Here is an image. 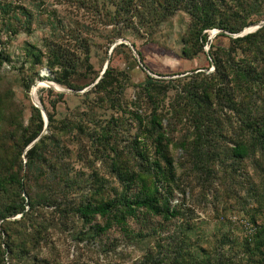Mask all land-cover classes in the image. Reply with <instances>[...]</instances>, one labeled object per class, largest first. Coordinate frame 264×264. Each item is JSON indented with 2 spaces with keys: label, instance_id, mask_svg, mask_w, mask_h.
Wrapping results in <instances>:
<instances>
[{
  "label": "trees",
  "instance_id": "16d2710c",
  "mask_svg": "<svg viewBox=\"0 0 264 264\" xmlns=\"http://www.w3.org/2000/svg\"><path fill=\"white\" fill-rule=\"evenodd\" d=\"M76 4L95 14L103 29L110 26L101 33L107 40L104 61L118 39L142 33L146 42H152L163 23L178 11L185 12L191 23L182 39V53L193 59L209 46L213 70L202 68L170 79L146 75L127 97L134 85L131 68L138 62L130 46L120 43L103 78L84 94L87 111L79 107L72 117L60 119L58 106L66 95L49 89L54 97L51 109L40 99L49 120L45 133L39 108L32 105L25 125L14 92L6 89L0 94V264H59L32 255L48 231L39 221L46 207H54L61 221L72 217L88 227L86 233L80 232L84 237L117 227L129 240L153 243L137 264H264V27L241 37L224 34L238 35L263 21L264 0H76ZM2 7L1 34L15 36L25 27L30 35L37 19L49 29L40 45L26 44L24 65L30 64L32 72L21 80L27 92L45 79L40 75L44 66L53 75L48 80L75 91L100 77L102 71L92 63L94 49L101 45L93 38L92 27L101 32L99 22L68 23L56 11L39 10L36 16L17 5L13 28L6 20L8 5ZM214 29L223 31L215 40L226 37L228 44L211 41L209 31ZM120 54L126 55L130 67L112 66ZM10 57L5 47L0 49V67ZM174 75L180 74L170 76ZM97 108L112 113L97 120ZM177 150L179 161L174 156ZM77 161L83 163L79 170ZM101 170L114 182L109 184ZM212 190L219 220L224 221L229 211L239 212L231 223H239L245 235H236L223 223L220 237L204 246L193 209L174 201L178 192H190L198 206L208 201ZM75 193L80 198H72ZM97 217L103 226L94 223ZM166 223H176L173 233L164 235L169 231ZM245 223L256 228L252 235Z\"/></svg>",
  "mask_w": 264,
  "mask_h": 264
},
{
  "label": "rangeland",
  "instance_id": "374dc122",
  "mask_svg": "<svg viewBox=\"0 0 264 264\" xmlns=\"http://www.w3.org/2000/svg\"><path fill=\"white\" fill-rule=\"evenodd\" d=\"M100 1L102 2L103 0ZM4 5H8L6 20L13 28H17L15 27L17 26V22L14 20L13 13V11L16 10L17 5L25 6L36 16H39V10L47 9L48 11H56L59 19L68 23H71L72 20H79L80 23L94 26L99 22L95 17V14L84 8H79L76 4V0H0V12ZM99 23L101 32L95 30V27H92L94 29L93 38L97 39L101 44L94 49L92 63L94 64L96 71H103L111 48L115 43L111 44L107 55L108 57L104 61L107 40L105 37H101V33H106V31L110 29V26L107 27V29H103L104 26L101 21ZM190 23V16L185 12L178 11L172 18L161 25L159 31L154 35L152 42H146L142 33H130L127 34V39L117 40V42L125 41L130 44L135 43L136 49L139 50L144 57V61H142L140 57L136 56V54H138L137 50L135 48L132 49L130 46L134 57L137 59L138 66L131 68V77L134 85L128 89L127 97L134 95L135 85L143 82L146 75H149V72L152 74L151 76L155 78L170 79L183 77L190 74L193 70L202 68H209L208 72L213 70L212 67H209V59L207 56V49L209 46L205 47L204 53H201L193 59L187 58L182 53V39L186 34ZM19 29L20 34L15 36L11 35V37L7 34L0 33L2 40L0 43V49L5 47L11 56L9 61H6L2 67H0V94L6 89H11L14 92V104L24 110L25 125H27L32 114V105H34V98H32L34 91L39 101H41V98L45 100L49 109H51L49 104L50 100L54 99L53 96L51 97L48 94L49 89H52L55 93L61 92L46 84V82H55L47 79V77L50 78L53 77V75L45 66L40 71V75L45 79L36 81V83L40 82L37 89H33L32 93L31 90L34 85L29 92L24 89L21 78L32 72L31 69H29L30 64L27 63L24 65L26 44L33 43L40 45L43 42V38L49 33V29L44 28L38 19L35 20L32 28L33 31L30 35L27 34L25 27H20ZM1 32L4 33L5 31L2 29ZM214 32L220 33L212 35ZM222 33L223 31L219 29L209 31L211 41L213 42L217 35ZM224 34L228 35V33ZM216 41L225 45L228 44L229 40L226 37H221L218 40H215V42ZM102 63H104L103 66ZM112 66L119 70H123L130 67V62L125 54H120L114 59ZM172 74L180 75L170 76ZM158 75L168 76L162 77ZM60 87L69 90L68 88ZM89 87L83 90H78V92H80L78 94L64 93L66 97L58 106L57 118L62 119L65 117H72L73 113H75L79 107L81 108V112L84 110L87 111V105L89 104L87 103L88 101H86L84 94L91 90L89 89L86 91ZM106 113H109V117L112 111L110 110L107 112L97 108L96 119L100 120V118H105L104 115H106ZM174 156L176 160L179 161L181 158V152L179 150L174 151ZM101 165L102 162L96 163V166L98 167ZM82 166L83 163L81 161H77L75 164L76 170L81 169ZM88 170L89 169L86 170L88 172L87 175L90 176L92 173ZM101 172L106 177L109 184L114 182L109 173L105 174L104 170H101ZM207 197V202H202L200 205L195 206L197 199L196 197H192L190 192H187L186 195L178 192L174 201V203L178 204L184 203L186 207H191L193 209L192 218L198 224L200 234L203 236L201 242L202 245L206 246L209 242L213 243L215 238L220 237L219 227H222L223 223L227 225L226 229L229 227L236 235H245L244 231L242 232L239 223H231V219L234 220L235 216L238 217L237 213L239 212L235 210L229 211L225 214L226 219L224 221L222 219V222L221 218L219 220L217 217L216 206L218 203L215 201L214 191L212 190ZM72 198L80 197L75 193ZM219 207H222V203H219ZM54 209V207H46L40 215L39 221L45 222V225L48 226V231L45 234V238L41 241L38 250L33 252L32 255L37 253L41 258H49L59 264H137L147 248L153 245L152 243L150 244L151 246H149L148 241L134 242L129 240L128 237H126V235L117 227H112L106 233L99 236L92 234L89 237H84L83 235H80V232L84 230L83 232L86 233L88 227H82V223L75 221L72 217H66L67 219L64 218V221H61L60 215ZM21 216L22 215L17 216L11 220H19ZM94 223L101 226L104 225L103 219L100 217H97ZM175 224L176 223H166V227L169 228V231L164 235L173 233L172 229H175ZM52 225L53 228H50ZM133 228H136V225H133ZM80 238L84 239L81 240Z\"/></svg>",
  "mask_w": 264,
  "mask_h": 264
},
{
  "label": "water",
  "instance_id": "95a60500",
  "mask_svg": "<svg viewBox=\"0 0 264 264\" xmlns=\"http://www.w3.org/2000/svg\"><path fill=\"white\" fill-rule=\"evenodd\" d=\"M262 27H264V20L261 21V22H259V23L253 24L252 26H250V27L244 29V30H243L240 34H238V35H232V34H229V33H228V35L233 36V37H241V36H245V35H247V34H250V33L256 32L257 30H259V29L262 28ZM220 32H221V31H220ZM220 32H214V34H212V35H215L216 33H220ZM120 43H125L126 45L131 46V48L134 49V47L132 46V44L127 43V42H125V41H119V42H116V43L112 46V48H111V51H110V53H109V57H108V59H107L106 65H105L104 70L102 71L100 77L97 79V81H96L93 85H91L88 89H86V91L89 90V89H92V88H93L96 84H98V83L100 82V80L103 78V76H104V74H105V72H106V70H107V68H108V66H109V64H110V58H111L110 55H111L113 49L116 47V45H118V44H120ZM208 50H209V48L207 49V51H208ZM136 56L139 57L138 54H136ZM149 75H152V74L149 72ZM39 83H40V82H37V83L34 84L32 90H31V93L33 92V89H36V88L39 86ZM46 84H48L49 87H52V88L56 89L57 91H59V92H61V93H72V94H78V93H80V92H78V91H73V90H71V89L67 90V89L61 88V87H60L59 85H57L56 83L46 82ZM32 98H33V95H32ZM33 104H34L35 107H37V108H39V109L41 110L42 115H43V117H44V119H45V131H44V133H45V132L47 131V127H48V123H49L47 113H46V111H45V109H44V107H43L41 101H39V103H35V102H34V99H33ZM39 139H40V137H39L38 139H36V140H35V141L29 146V148H31L33 145H35V144L39 141Z\"/></svg>",
  "mask_w": 264,
  "mask_h": 264
},
{
  "label": "built area",
  "instance_id": "2783aa9c",
  "mask_svg": "<svg viewBox=\"0 0 264 264\" xmlns=\"http://www.w3.org/2000/svg\"><path fill=\"white\" fill-rule=\"evenodd\" d=\"M236 218L234 217V220H235ZM245 226H246V228H247V233L249 234V235H252L253 233H254V231H255V227H253V226H251V225H249V224H246L245 223Z\"/></svg>",
  "mask_w": 264,
  "mask_h": 264
},
{
  "label": "bare ground",
  "instance_id": "6f19581e",
  "mask_svg": "<svg viewBox=\"0 0 264 264\" xmlns=\"http://www.w3.org/2000/svg\"><path fill=\"white\" fill-rule=\"evenodd\" d=\"M36 89H37V88H36ZM33 98H34V100H35V103H39V99H38L37 95L35 94V91H34Z\"/></svg>",
  "mask_w": 264,
  "mask_h": 264
}]
</instances>
